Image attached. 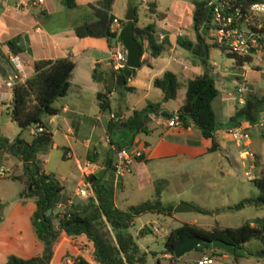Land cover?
<instances>
[{
    "label": "trees",
    "instance_id": "obj_1",
    "mask_svg": "<svg viewBox=\"0 0 264 264\" xmlns=\"http://www.w3.org/2000/svg\"><path fill=\"white\" fill-rule=\"evenodd\" d=\"M134 8V36L141 46V54L146 50L153 57L159 56L170 47V42L166 36L157 41V36L161 29L156 25L157 20L165 17L166 11L156 8L155 1H146L144 7L145 14L149 21L143 25L137 24L136 7L129 0ZM67 10L74 11L76 17L71 22L75 34L79 38L94 37L103 38L108 46L115 39L116 34L111 31L113 15L111 6L113 0H96L83 5L77 4L76 0H61ZM264 2V0H193L192 9V30L193 39L187 36H179L177 44L188 50L195 61L202 62L203 71L184 83V93L182 104L171 113V117L183 127L198 126L201 135L211 140L209 151L219 148L216 141L215 132L217 129L234 127L242 122L254 124L264 112V97L257 95L253 91H248L242 104H236L233 113L226 121H218L212 108V100L218 95L219 90L215 85L213 65L209 60V50L211 47H218L227 57L234 60V65L239 67L252 61L251 55H239L227 51L226 47L209 41L213 25V6L220 3L224 10L234 11L236 8L243 14L253 3ZM40 12L36 14L39 17ZM242 19V18H241ZM126 23L121 19V25ZM260 23V30L264 32V15L260 18L253 16L249 25ZM18 37L7 41L12 52H16L19 47L14 46ZM145 59L140 63L144 64ZM34 72L24 81L16 83L12 88V99L9 108V116L19 127V133L9 140L0 137V164L7 155L15 156L21 163V172L12 173L7 177L18 180L22 183L21 196H30L34 199L36 209L34 221L37 225V235L45 241L43 255L24 259L15 255L8 256L4 264H32L41 261L48 264L52 256L50 243L61 232L67 235L77 236L84 234L92 243L91 258L77 254L71 256L69 262L63 264H147V251L141 248L133 235L128 231L133 219L144 212L171 213L173 205L165 204L160 199L164 179L155 181L154 196L149 199L139 201L129 205L125 209L117 207L113 200V160L111 157L105 161V172L95 178L94 186L91 188L93 195H89L85 203L81 205H70L62 215L54 213L55 205L59 202L66 203L62 195L63 185L54 175L45 173L41 155L46 154L52 144L51 132L47 130L44 118L59 112L56 100L68 94L73 87L71 78L74 68V61L70 55L57 57L54 59H37L34 61ZM128 67L115 72L112 75L117 77ZM134 70V69H133ZM99 70L94 68L93 77L96 78ZM127 78H125L126 80ZM154 87L160 89L162 96L157 101L147 100L143 106L134 108L123 118L110 119L107 124V131L113 128H121L120 122L125 123L123 128L129 130L133 136L136 134H147L150 131V124L154 116H159L164 110V103L179 97L181 83L177 74L171 70H165L160 76L152 80ZM115 88H126L125 84L120 86L113 84ZM109 88L105 91H98L96 98L101 112H111L110 99L108 97ZM190 103V110L184 111L183 106ZM116 115V114H115ZM117 116V115H116ZM41 127V130L34 133L29 132L31 128ZM29 136L25 140L23 135ZM115 149L132 144L113 143ZM21 146V152L16 148ZM91 153L87 154V159H91ZM141 158V157H140ZM138 158V159H140ZM92 175V174H91ZM89 175L88 178L91 176ZM3 176H0V178ZM5 177V176H4ZM258 189V194L254 198L227 205L221 210L235 211L242 208L246 203H256L264 205V175L251 179ZM2 203L0 202V213ZM50 210L49 214L46 212ZM193 209L199 212H209V210L193 205ZM54 218L57 223H54ZM151 231V228L144 225L139 234ZM203 235L206 239L220 238L234 246L233 262H237L239 256H252L259 258L264 264V214L260 217L246 220L239 226L213 227L204 229L194 223L184 222L177 227L171 228L163 241V254L173 256L174 245L181 239L191 234ZM257 239L260 246L256 249H245L243 254H237V249L242 248L244 243ZM199 251L213 247L210 243L203 242L195 247ZM155 264H163L156 258ZM166 264H173L168 262Z\"/></svg>",
    "mask_w": 264,
    "mask_h": 264
},
{
    "label": "crops",
    "instance_id": "obj_2",
    "mask_svg": "<svg viewBox=\"0 0 264 264\" xmlns=\"http://www.w3.org/2000/svg\"><path fill=\"white\" fill-rule=\"evenodd\" d=\"M94 1L96 0H76L79 5ZM192 1L171 0L167 5L164 10L165 17L156 21V25L161 29L157 41L166 36L170 47L156 57L145 50L140 60L145 59L146 62L135 68L125 82L126 86L133 89H120L124 92L116 101L114 96L116 88L113 86L116 79L108 65L107 41L103 38L77 37L70 25L76 17L74 11L67 10L61 0H0V79L17 71L24 81L33 74L34 61L37 59H54L70 55L74 61L71 78L73 90L56 100L59 112L44 118L47 130L51 132L52 144L49 151L40 156L42 162L46 164L52 152L61 149V156L69 159L80 171L72 193H67L65 185L61 183L63 185L61 193L66 201L71 199L72 204L81 205L89 195H93L91 188H88L87 197L76 195L75 190L87 183L88 176L95 171L103 169L102 174L105 172L106 159L111 157L114 160L116 149L113 143L126 144L132 141L131 145L140 148L143 153L142 157L133 163L130 172L118 177H115L113 172V200L116 206L117 187L124 192L129 188L140 190L145 185L152 184L155 192V180L158 178L152 177L148 166L152 164V167L157 169L156 164L164 160L174 162L179 159L204 158L213 152H220L227 157L236 150L241 158L247 159L250 167H256L258 174L252 178L264 175V122L262 125L241 123L248 133V138L242 145H237L225 132V128L217 129L215 137L219 148L214 151H209L211 140L204 138L198 127L170 124L171 116H154L147 134L133 136L129 130L123 128L124 125L121 124L123 122L119 123L121 128L107 131L110 118L108 112H101L96 98V93L105 91L107 87L110 111L118 118H123L132 109L143 106L147 100H159L162 93L159 88L153 86L152 80L165 70H171L177 74L181 88L179 97L173 100L172 105L167 106L168 101L164 103V111L171 115L182 104L184 83L203 71L202 62H194L191 53L177 44L179 36H187L190 39L194 37ZM113 3L111 6L113 17L123 19L115 12L116 10L114 11ZM156 8L159 10L157 3ZM38 12L39 17H36ZM14 37H18L14 44L19 47L16 52H12L7 44V41ZM183 49L188 53L182 51ZM13 55H18V60L12 59ZM253 60V64L245 63L239 67L230 65L223 69L212 64L215 85L219 90L218 95L212 100V108L218 121H226L233 113L237 104L234 91L239 83H247L250 91L264 97V79L259 73L263 68L264 57ZM94 68L101 73L100 80L97 78L98 74L96 78L93 77ZM9 108L4 103L0 104V137L12 140L20 129L11 120ZM113 133L119 134L117 140L112 138ZM23 137L29 140L28 135L24 134ZM89 152L92 155L91 159H87ZM11 157L9 154L5 159L11 160ZM43 169L45 173L52 174L44 165ZM55 239L57 240L53 256L61 251L62 261L69 262L71 256L77 254L91 258L92 243L84 234L70 236L61 231Z\"/></svg>",
    "mask_w": 264,
    "mask_h": 264
},
{
    "label": "rangeland",
    "instance_id": "obj_3",
    "mask_svg": "<svg viewBox=\"0 0 264 264\" xmlns=\"http://www.w3.org/2000/svg\"><path fill=\"white\" fill-rule=\"evenodd\" d=\"M157 3L158 9L164 11L171 0H150ZM136 7L137 24L142 25L149 18L145 14L146 0H132ZM131 5L128 0H114V11L121 18ZM190 20V18H188ZM188 53L186 50H182ZM209 58L213 65L223 69L234 65V60L226 56L218 47H211ZM252 59H256L254 56ZM249 62L248 64H253ZM246 63V65H248ZM260 70V76L264 79V64ZM122 88H116L115 100H119ZM132 95V94H131ZM134 97V95H133ZM154 100V99H152ZM151 100V101H152ZM167 106L173 104L168 101ZM27 136V135H26ZM119 134L113 133L112 138L118 139ZM143 136V135H142ZM59 153V154H58ZM62 150L52 152L48 162L43 163L44 168L54 174V177L63 185L66 192L72 193L76 186L80 171L67 158L61 156ZM11 160H4L0 164L7 168L8 175L21 172V163L13 155ZM159 164V165H158ZM156 164L157 169L148 166V171L153 178L164 179L165 184L160 193L163 203L175 206L179 202H187L192 205L209 210L199 212L196 210L171 213L144 212L135 217L128 227L136 242L145 249L147 253V264H155L156 258L163 264H194L197 259L204 256L212 258L207 264H261V260L252 256H239L237 262H233V254L216 249L215 253L210 248L199 251L194 248L185 252L180 257H172L171 254H163V241L171 228L177 227L184 222L194 223L204 229L213 227L239 226L246 220L260 217L264 214V205L246 203L242 208L230 211L221 210L222 207L244 200L248 201L258 194L257 187L251 181L252 176L258 174L256 167H250L246 158H241L236 150L232 155H221L213 152L204 158L179 159L174 162L166 160ZM7 175V176H8ZM3 176L0 178V202L2 209L0 213V264H4L8 256L15 255L24 259L42 256L46 244L36 233L38 224L34 221L36 204L30 196H21L23 185L18 180ZM156 181V180H155ZM154 187L152 184L145 185L140 190L126 189L121 192L115 188V202L120 208H126L129 204H135L140 200L152 198ZM126 197V199H124ZM55 213V212H54ZM54 223L57 219L54 218ZM151 228L152 225L159 227V233L152 230L140 235L139 230L144 226ZM58 235L56 236V238ZM54 239L49 245L52 257L48 264H63L61 251L53 256ZM260 246L257 239H251L244 243L242 248L237 249V254H243L245 249H256ZM41 251H38V249ZM32 264H43L36 261Z\"/></svg>",
    "mask_w": 264,
    "mask_h": 264
},
{
    "label": "built area",
    "instance_id": "obj_4",
    "mask_svg": "<svg viewBox=\"0 0 264 264\" xmlns=\"http://www.w3.org/2000/svg\"><path fill=\"white\" fill-rule=\"evenodd\" d=\"M41 1V0H38ZM264 15V2L253 3L243 14L236 8L234 11L224 10V6L217 3L213 6V25L214 28L211 32L210 42L226 47L227 51L236 53L239 55H251L260 60L264 57V32L260 30V23L249 25V21L253 16L258 18ZM242 18V19H241ZM121 19L117 17L112 18L111 31L116 34L115 39L111 45L108 46V65L111 70L118 72L127 67L126 64V49L121 41L118 39V32L121 28ZM18 55H13L12 59L18 60ZM22 81L21 75L15 71L7 74L0 79V104H6L7 107L11 105L12 88L13 86ZM250 91V87L247 83L241 82L235 87L234 97L237 104H242L245 99L246 93ZM108 95V94H107ZM110 119H117L118 117L112 113H108ZM264 122L263 115L254 123L262 125ZM170 124H177L176 117L169 118ZM41 130V127L31 128L30 132ZM225 132L231 137V139L237 144L242 145L248 138V133L245 129L239 125L234 127L225 128ZM143 153L140 148L134 145L123 146L115 150L113 160V172L114 176L118 177L131 171L133 163ZM8 170L3 166H0V176H7ZM89 183L78 186L75 190V194L81 197L88 196ZM72 205V200L66 201V203H57L54 208V212L62 215L66 208ZM151 230L153 233H159V227L152 225ZM212 258L204 256L196 260L194 264H207L211 262ZM185 264H192L186 262Z\"/></svg>",
    "mask_w": 264,
    "mask_h": 264
},
{
    "label": "water",
    "instance_id": "obj_5",
    "mask_svg": "<svg viewBox=\"0 0 264 264\" xmlns=\"http://www.w3.org/2000/svg\"><path fill=\"white\" fill-rule=\"evenodd\" d=\"M134 8L130 5L128 9L126 10L123 20L126 21V23L121 26L119 32H118V39L121 41V43L124 45L126 49V64L128 69H126L123 73H120L116 77V84L117 85H124L126 80L125 78L129 77L133 69L138 68L141 58V46L137 39L134 36L133 27H134ZM98 80L101 79V73H98ZM190 103H186L183 106L184 111L190 110ZM161 116L170 117L171 115L167 113L166 111L160 112ZM125 126V123H121ZM196 127H198L196 125ZM16 151L18 153L21 152V146H18L16 148ZM103 172V169H99L95 171L88 179L89 187L92 188L94 186L93 181L95 178L100 177ZM51 209H48L46 214L50 213ZM174 212H183V211H190L193 210V205L187 202H179L175 206H173L172 209ZM203 242L210 243L213 247L221 248L228 252L229 254H232L234 252V246L230 245L226 241L220 239V238H213L211 240L206 239L203 235L200 234H191L181 240H179L173 248V256L174 257H180L185 252H188L192 249H194L196 246L200 245Z\"/></svg>",
    "mask_w": 264,
    "mask_h": 264
}]
</instances>
